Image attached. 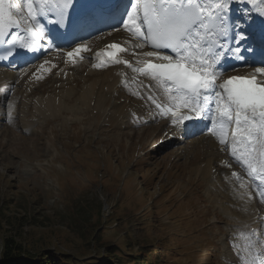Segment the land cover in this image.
<instances>
[{"label": "rangeland", "instance_id": "obj_1", "mask_svg": "<svg viewBox=\"0 0 264 264\" xmlns=\"http://www.w3.org/2000/svg\"><path fill=\"white\" fill-rule=\"evenodd\" d=\"M94 75L83 77L78 88L74 79L71 100H62L54 112L48 109L30 128L22 123L23 89L10 94L17 104L10 99L2 105L0 247L8 238L33 253H67L69 261L61 264L91 259L111 264L108 245L125 264H132L129 252L148 256L151 250L157 253L146 264H237L242 257L229 248L234 227L225 208L234 194L218 173L219 161L213 172L221 183L200 171L222 154L220 147L207 137L163 143L162 122L132 124V102L122 109L121 97L112 91L93 112L78 97L81 88L99 78ZM61 81L57 96L68 93ZM50 85L55 89L57 81L46 80L34 95L46 93ZM13 104L17 117L7 119ZM33 108L26 114L29 120ZM97 231L101 236L92 239Z\"/></svg>", "mask_w": 264, "mask_h": 264}, {"label": "bare ground", "instance_id": "obj_2", "mask_svg": "<svg viewBox=\"0 0 264 264\" xmlns=\"http://www.w3.org/2000/svg\"><path fill=\"white\" fill-rule=\"evenodd\" d=\"M23 3L27 6V8L31 7L29 0L28 1L25 0V1H23ZM53 58L56 59L55 54H48V56L45 58V59H47V62L45 65H43L41 67L40 72L45 73L47 75L49 72H51L53 70V68L56 66L57 63L64 62L62 69L57 70L56 75L58 77L59 73L61 74V76L66 74V76H67V79L65 80L66 84H70V81H72V79L73 80L79 79L77 76V75H80L79 71H83V69H87L84 67L85 64H87V62H84V61H83V63L81 62L80 65L76 66L75 64H72V62H69V61L65 62L63 60H57V59L53 63L52 62ZM72 66H76L74 68V71L71 70ZM118 69H119L118 67H113V68L111 67L110 69L99 71V70H96L92 67H90V69L88 68L87 69L88 75L85 76L83 73V77L87 78L89 76H95L94 74H96V75L98 74L99 78H96L91 83L89 82L85 85V88L83 89L84 91L82 90L81 96L78 97V98H81V101L83 102V104H86L87 106L91 107L90 106L91 101L95 97L96 98L95 99V108L97 106V109H100L102 107V104H104L105 100L107 99L104 93H109L110 91H112V92L116 93L115 95H118L121 97L119 99V102L124 103V105L122 106V109L126 110L125 107H128L129 103L132 102L131 103L132 104L131 111L135 116L138 114L140 119L143 116V114H145L147 118H150V121L155 119L156 118L155 116L161 115V116L168 119L167 122L174 123V125L177 124V123L175 124L177 119L171 118V117H169V115L166 116L164 113L159 112L153 104H150L148 102L147 98L144 97L145 99H142V101H139L136 98H134L133 96L130 97L129 95L125 94L126 93L125 90L128 91V89L126 87H124L125 84L122 83L123 81L122 82L119 81V74L120 73L118 74V71H117ZM2 71H4V70H2ZM5 72H9L10 76L7 77L6 75H0V102H2L4 99L7 98V96H6L8 93L7 88H6L7 86H4V84L7 83V80L14 79L15 83H16L18 80H22L25 78L24 77V73H25L24 71L20 75L18 73L14 72L13 70L5 71ZM126 73L128 76L129 75L128 72H126ZM131 73H133V72H131ZM134 77H135V74H132L130 76L129 80L133 79ZM85 80H87V79H85ZM39 82H40V80H37L35 78V75H31L30 79L27 80V82L25 81V84H26L25 86L35 87ZM125 83H126V81H125ZM66 84H64V85H66ZM108 88H110V89H108ZM67 90H68V93L64 92L63 94L60 95L61 97L59 96V101H57V98H55L58 96L56 94H52V93H49L47 96L41 95L40 99H38V101H34L31 103L29 102L31 100H28L24 96L22 99V104L24 105L23 109H22V111H23V114H22L23 125L28 127V128L32 127L31 126L32 120L34 121V120L41 118L42 114L45 113L48 109L51 111L53 110L52 112H54V110H56L57 105H60L62 103V100H65L66 98L71 100L72 95H70V94H74V91H76V88L69 86V88H67ZM44 97H46V98L44 99ZM74 101L77 102V100H74ZM81 101H79V102H81ZM32 104H33L34 108L31 112L32 118L29 120L28 117L26 116L27 110H25V109L27 108L28 105H32ZM40 104H41V106H39ZM119 105H121V104H119ZM74 106H76V105H71L70 108H73ZM60 109L61 108H59V110ZM122 109L120 108L118 110L119 113ZM2 110H3V108H0L1 113H3ZM11 110L12 111L10 114L12 116L14 114V111H13V109H11ZM127 110H128V108H127ZM103 112H106V111L104 110ZM11 116L7 115V117H11ZM131 117H132V114H131ZM142 123H145V121H143ZM167 135L164 137L163 143H166V141L167 142L169 141L170 137H167ZM219 157H220V155L216 156V159H209L208 163L203 165V167L200 171L204 172L205 177L213 179L214 182L216 180L219 183H221V180L218 177V173L215 174L212 172L213 164L216 163L217 161L220 162V160H221L220 159L221 157L220 158ZM199 168L200 167H197L198 171H199ZM224 176H225V180L229 183V185H227V189H230V191L233 192V194H234L232 201L227 202L228 207H225V208H227V212H226L227 213V219H228V221L231 219L233 220V221H231V224H233V227H234L233 228V230H234L233 236L239 234V237L241 238L242 236L247 235L248 232L246 229L247 228L250 229L251 222L253 224L256 221L257 216H259V215H257V213L260 212V210H259L260 208L258 206H256L255 201L252 200V198H248L247 194H248V192H250L248 188H246V189L245 188H235L234 182L231 181L230 172L226 171ZM220 177L223 178L221 174H220ZM224 198H225V200L228 201V195L226 193L224 194ZM242 201H246V203H245L246 206L242 205ZM232 202H233V204H232ZM220 203L224 207V203L222 201H220ZM235 204L240 205L242 208H235V206H234ZM248 208L251 211L247 212L246 209H248ZM246 214H248L247 217H246ZM237 215H239L240 218H238ZM237 219L238 220L240 219V220L236 221ZM254 262H255V257H254L253 263Z\"/></svg>", "mask_w": 264, "mask_h": 264}, {"label": "trees", "instance_id": "obj_3", "mask_svg": "<svg viewBox=\"0 0 264 264\" xmlns=\"http://www.w3.org/2000/svg\"><path fill=\"white\" fill-rule=\"evenodd\" d=\"M99 236H101V234L97 231L92 236V239L95 237L99 238ZM106 248L109 251L108 255L112 254L109 255L111 259H113L111 264H125L122 257L115 251L117 249H114V247L110 245ZM155 253L157 252L151 250L149 255L146 256L144 252L136 254L134 251H131L128 254L130 255L129 261L132 264H146L145 262ZM66 254L67 253L57 252L53 249H43L41 252L33 253L32 249L22 246L21 244H15L13 239L7 238L0 247V264H61L62 261L64 263L69 261ZM87 264H108V262L103 263L91 259Z\"/></svg>", "mask_w": 264, "mask_h": 264}]
</instances>
